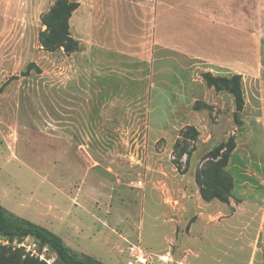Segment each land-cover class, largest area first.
<instances>
[{
	"label": "rangeland",
	"instance_id": "374dc122",
	"mask_svg": "<svg viewBox=\"0 0 264 264\" xmlns=\"http://www.w3.org/2000/svg\"><path fill=\"white\" fill-rule=\"evenodd\" d=\"M55 1L0 0V203L105 264H127L132 244L152 264H264L261 0L249 15L254 37L231 69L199 62L192 78L170 61L165 76L184 78L181 85L161 79L151 104L145 96L109 99L105 118L86 92L84 57L40 43ZM80 12L71 27L77 51ZM207 71L240 86L241 109L228 89L205 83ZM188 125L199 130L195 140L183 136ZM222 143L232 147L227 158L206 157ZM192 148L187 165L182 153ZM199 169L208 189L220 187L223 172L231 176L228 203L202 197ZM0 246V264H23L28 254L55 264L33 238L0 236Z\"/></svg>",
	"mask_w": 264,
	"mask_h": 264
},
{
	"label": "crops",
	"instance_id": "0c3cea01",
	"mask_svg": "<svg viewBox=\"0 0 264 264\" xmlns=\"http://www.w3.org/2000/svg\"><path fill=\"white\" fill-rule=\"evenodd\" d=\"M77 1L70 27L75 13L81 11L78 37L83 48L76 53L85 59L86 92L100 118H105L109 99L118 105L127 104L125 95H133L132 101L145 96L151 104L152 96L163 86L161 79H168L167 88L170 81L181 85L184 78L176 77L178 82L165 76L169 70L165 64L170 61L184 72L192 70L191 77L193 64L199 62L216 63L217 70L228 71L222 68L231 69L237 63L238 48L249 46L244 41L254 37L253 18H249L254 0ZM261 2L264 16V0ZM159 72L163 76L155 82ZM157 83L159 88L153 92ZM262 148L264 169V92Z\"/></svg>",
	"mask_w": 264,
	"mask_h": 264
},
{
	"label": "trees",
	"instance_id": "16d2710c",
	"mask_svg": "<svg viewBox=\"0 0 264 264\" xmlns=\"http://www.w3.org/2000/svg\"><path fill=\"white\" fill-rule=\"evenodd\" d=\"M79 2L68 0H56L51 7L49 13L43 17V24L46 28L40 32L39 40L44 49L48 51H55L64 49L66 52L72 53L77 51L74 46V38L71 34L70 18L73 12L78 8ZM34 64H31V66ZM28 67V70L30 67ZM40 70L39 68H37ZM203 77L209 86L215 87L218 90L228 89L235 97L236 108L241 109L244 105V98L240 86L229 80L227 76L215 75L211 71L204 72ZM241 74H235L233 78H241ZM200 107V103L196 108ZM199 135V130L193 126L188 125L183 132L184 138L195 140ZM179 147L178 142L175 144V152ZM192 148L182 154L187 155V165L192 156ZM232 150L227 144H220L218 147L212 149L206 154V157L212 158H227L228 152ZM179 164V162L176 160ZM180 169V165L177 166ZM202 171L199 169L196 174V181L200 186L202 197L206 200L218 198L223 202H229V191L233 188V181L227 172H223V182L220 187L215 186L208 189L201 179ZM0 236L9 241H22L26 238H33L41 248L48 247L55 254V264H105L103 261L93 257L84 252H79L68 246L63 238L56 232L40 225L26 217L17 215L7 209L0 203ZM1 248V246H0ZM23 264H48L45 260L40 259L39 256L26 255Z\"/></svg>",
	"mask_w": 264,
	"mask_h": 264
},
{
	"label": "built area",
	"instance_id": "2783aa9c",
	"mask_svg": "<svg viewBox=\"0 0 264 264\" xmlns=\"http://www.w3.org/2000/svg\"><path fill=\"white\" fill-rule=\"evenodd\" d=\"M131 259L127 264H152L153 256L141 245L132 244L129 247Z\"/></svg>",
	"mask_w": 264,
	"mask_h": 264
}]
</instances>
